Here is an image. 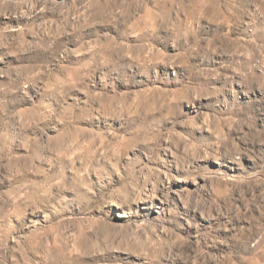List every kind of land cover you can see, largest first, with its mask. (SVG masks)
Here are the masks:
<instances>
[{"label": "rangeland", "instance_id": "1", "mask_svg": "<svg viewBox=\"0 0 264 264\" xmlns=\"http://www.w3.org/2000/svg\"><path fill=\"white\" fill-rule=\"evenodd\" d=\"M0 264H264V0H0Z\"/></svg>", "mask_w": 264, "mask_h": 264}]
</instances>
